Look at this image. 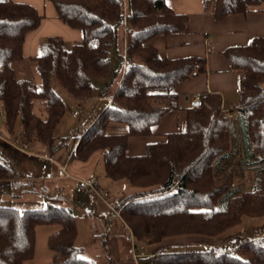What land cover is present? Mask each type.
Instances as JSON below:
<instances>
[{
	"label": "trees",
	"instance_id": "trees-1",
	"mask_svg": "<svg viewBox=\"0 0 264 264\" xmlns=\"http://www.w3.org/2000/svg\"><path fill=\"white\" fill-rule=\"evenodd\" d=\"M202 1L215 19L245 14L264 2ZM51 2L57 18L79 29L82 39L67 43L59 36H46L39 41V55L25 58V35L39 26L42 15L29 3L0 0V116L9 133L19 120L20 143L26 147L41 142L48 155L55 156L66 141L53 135L65 110L54 84L74 96H91L95 76L109 71V50L125 22L130 35L123 57L128 66L123 75V64L112 73L104 88L107 92L115 83L112 103L74 138L70 160L87 163L100 153L106 177L124 178L140 188L118 205L136 242L158 244L185 233L215 237L245 216L264 218V36L223 50L230 68L240 73L239 100L230 109L234 117H229L218 92H201L190 106H179L178 87L205 74L206 59L162 56L152 43L157 35L186 29L188 16L171 9L167 0H126V13L119 0ZM24 62H35L38 84L18 74ZM178 110L183 112L182 129L157 130L169 112ZM111 123L125 124L127 131L109 134L106 126ZM131 138L146 139L143 153H128ZM247 171L255 174L252 185L244 182ZM0 179L2 185L36 192L30 179H14L1 162ZM43 225L58 226L46 240L52 252L48 264H94L81 257L71 210L50 203L38 209L0 205V264L32 260L35 230ZM164 248L149 256L150 264H264V236H252L231 250ZM103 249L110 251L107 243Z\"/></svg>",
	"mask_w": 264,
	"mask_h": 264
},
{
	"label": "rangeland",
	"instance_id": "rangeland-1",
	"mask_svg": "<svg viewBox=\"0 0 264 264\" xmlns=\"http://www.w3.org/2000/svg\"><path fill=\"white\" fill-rule=\"evenodd\" d=\"M126 34L127 46L130 35L128 30ZM117 46V40H115L109 50V71L104 76H95L91 96H74L60 85L54 84L56 93L65 103L64 113L53 130L55 137L64 138L66 141L61 151L63 155L50 157L41 142L25 147L19 141L22 132L20 121L15 123L14 132L9 133L4 116H0V162L8 166L14 179L22 181L24 177L28 178L36 189V192H22V187H15L19 185H1L4 179H0V205L38 209L45 208L50 203L57 207L69 208L77 230L75 242L84 247L81 257L93 261L94 264H150L149 256L162 245L166 251H208L211 248L231 250L240 242L252 238L253 235L258 238L264 236V218L245 216L239 224L215 237L185 233L168 236L158 244L136 242L118 212V205L131 194V190L139 191L140 188L132 186L124 178L112 180L106 177L100 155L94 156L88 162L90 166L93 165L90 169L91 173L85 179L82 178L83 176L75 175L68 168V164L72 162L70 149L74 145V138L80 137L99 113L112 103L110 96L115 88L110 87L107 92L104 89L112 73L121 61H127L122 66L124 69L121 68L122 75L128 66V59L125 56L121 57ZM32 65L35 66V62L23 63V66ZM18 74L24 76L19 72ZM28 76L34 82L36 81L31 73ZM233 94L234 100L226 101L227 110L228 106L232 109L238 104V96L235 97V93L229 92L227 98L232 97ZM184 97V93H181L179 97L181 103L185 102ZM227 114L232 117L230 113ZM126 131L127 126L123 123H111L106 126V132L109 134ZM128 147L127 151L131 152L130 145ZM65 158L70 162H65ZM61 167L65 168L66 176L58 174V169ZM254 175V172L247 171L244 182L252 185ZM81 181L91 184L92 188H81L79 186ZM57 229V225H43L36 228L34 256L26 264H48L52 252L47 248L46 240L48 235ZM105 243L110 248L107 253L103 249Z\"/></svg>",
	"mask_w": 264,
	"mask_h": 264
},
{
	"label": "crops",
	"instance_id": "crops-1",
	"mask_svg": "<svg viewBox=\"0 0 264 264\" xmlns=\"http://www.w3.org/2000/svg\"><path fill=\"white\" fill-rule=\"evenodd\" d=\"M12 1L29 3L42 15L39 26L25 35L22 45V53L25 58L39 55V41L46 36H59L67 43L81 41V31L68 26L57 18L51 0ZM167 4L174 11L186 14L188 20L185 31L172 35L160 34L152 39V43L157 47L159 53L162 56L170 58L199 55L204 56L206 59V73L189 78L178 87L179 97L181 93L185 95V102L183 103L180 102L178 97L179 106L183 108L188 107L197 100L199 93L213 91L220 93L222 109L234 117V113L230 112L229 106L227 110L225 104L226 101L230 102V100H234V94L232 97L227 98L229 92L235 93V97L238 96L239 100L240 73L230 68L228 61L223 55V50L227 46L244 44L254 36H264V2L260 5L249 7L248 12L245 14L229 15L223 19H215L211 9L203 8L202 0H167ZM123 9L124 13H126V1ZM126 32L127 27L124 22L119 25L116 38L121 57L125 54L127 43ZM120 64H122V61ZM17 68L18 72L22 75H29L31 73L36 79L35 83H39V75L35 66L28 67L21 64ZM114 84L112 87H114ZM183 126V112L182 110H178L169 112L157 126V130L182 129ZM132 139L135 140L131 141ZM145 142L146 139L143 138H131L129 140L131 152L128 153H143ZM61 151L62 149L55 156L63 155ZM99 154L97 153V157ZM68 160L65 158V162ZM68 165V168L75 175L83 176L82 178L85 179L91 173L90 169L93 164L90 166L88 162L80 163L74 161ZM6 184L10 185L9 183ZM132 192L134 190H131ZM82 248L84 250V247Z\"/></svg>",
	"mask_w": 264,
	"mask_h": 264
},
{
	"label": "built area",
	"instance_id": "built-area-1",
	"mask_svg": "<svg viewBox=\"0 0 264 264\" xmlns=\"http://www.w3.org/2000/svg\"><path fill=\"white\" fill-rule=\"evenodd\" d=\"M124 63L126 64L127 61H126V62L124 61ZM74 113L76 114V112H74ZM58 174H59V175H62V176H66L67 173H66V171H65V168H64V167L59 168V169H58ZM79 186H80L81 188H84V187L89 188V189L92 188L91 184H89V183H87V182H84V181H81V182L79 183Z\"/></svg>",
	"mask_w": 264,
	"mask_h": 264
},
{
	"label": "bare ground",
	"instance_id": "bare-ground-1",
	"mask_svg": "<svg viewBox=\"0 0 264 264\" xmlns=\"http://www.w3.org/2000/svg\"><path fill=\"white\" fill-rule=\"evenodd\" d=\"M123 5L125 4V0H119ZM123 65H125L124 61H123Z\"/></svg>",
	"mask_w": 264,
	"mask_h": 264
}]
</instances>
